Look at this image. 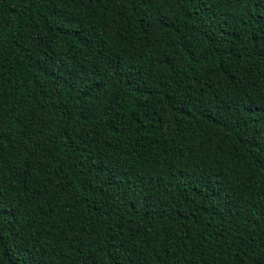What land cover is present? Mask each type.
I'll use <instances>...</instances> for the list:
<instances>
[{
  "label": "trees",
  "instance_id": "16d2710c",
  "mask_svg": "<svg viewBox=\"0 0 264 264\" xmlns=\"http://www.w3.org/2000/svg\"><path fill=\"white\" fill-rule=\"evenodd\" d=\"M0 264H264V0H0Z\"/></svg>",
  "mask_w": 264,
  "mask_h": 264
}]
</instances>
